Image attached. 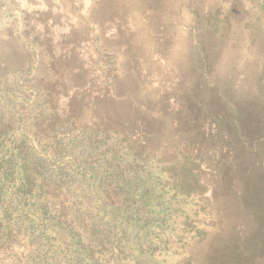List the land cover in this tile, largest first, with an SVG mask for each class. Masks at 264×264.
Returning a JSON list of instances; mask_svg holds the SVG:
<instances>
[{"label":"rangeland","instance_id":"obj_1","mask_svg":"<svg viewBox=\"0 0 264 264\" xmlns=\"http://www.w3.org/2000/svg\"><path fill=\"white\" fill-rule=\"evenodd\" d=\"M0 264H264V0H0Z\"/></svg>","mask_w":264,"mask_h":264}]
</instances>
